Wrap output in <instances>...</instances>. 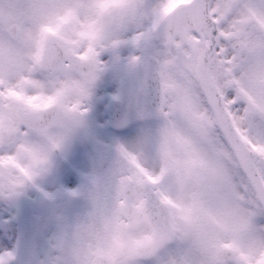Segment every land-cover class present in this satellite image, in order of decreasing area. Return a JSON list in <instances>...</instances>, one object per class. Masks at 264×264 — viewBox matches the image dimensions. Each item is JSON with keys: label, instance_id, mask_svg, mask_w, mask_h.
Returning <instances> with one entry per match:
<instances>
[{"label": "snow or ice", "instance_id": "snow-or-ice-1", "mask_svg": "<svg viewBox=\"0 0 264 264\" xmlns=\"http://www.w3.org/2000/svg\"><path fill=\"white\" fill-rule=\"evenodd\" d=\"M139 7L133 0H0V140L30 126L47 132L46 117L65 107L84 110L65 101L74 88L86 95L108 41L106 21ZM154 31L164 45L159 72L180 79L163 86L175 103L161 107L151 167L123 153L129 168L118 207L95 233V250L110 264H264V9L250 0H162L137 39ZM69 73L80 81L62 79ZM177 115L184 131L171 123ZM245 123L260 129V152L239 134ZM45 159L19 143L0 155V171L27 181Z\"/></svg>", "mask_w": 264, "mask_h": 264}, {"label": "flooded vegetation", "instance_id": "flooded-vegetation-1", "mask_svg": "<svg viewBox=\"0 0 264 264\" xmlns=\"http://www.w3.org/2000/svg\"><path fill=\"white\" fill-rule=\"evenodd\" d=\"M45 189L46 200L35 193L30 195L36 213L44 217L37 218L38 237L32 245L36 264H74L79 237L96 219L110 212L117 194L111 197L81 191L75 196L66 191V186L55 182ZM6 219L0 221V255L11 252L16 238Z\"/></svg>", "mask_w": 264, "mask_h": 264}, {"label": "clouds", "instance_id": "clouds-1", "mask_svg": "<svg viewBox=\"0 0 264 264\" xmlns=\"http://www.w3.org/2000/svg\"><path fill=\"white\" fill-rule=\"evenodd\" d=\"M7 5H5V10ZM109 43V41H107ZM69 82H79L80 76L75 73H69L66 76L62 77ZM85 95H82L81 92L77 89H72L65 101L66 104L81 102L83 105ZM73 112H70L65 107L62 111H55L46 117L47 124L53 123L54 121L61 119L66 116H70ZM43 154L46 153L43 151ZM118 207L117 198L114 201L112 209L110 212L102 215L100 218L96 219L79 237L76 247L74 249L75 262L74 264H110L109 260L106 257H101L98 252L95 250V233L102 232L104 228V217L110 215Z\"/></svg>", "mask_w": 264, "mask_h": 264}, {"label": "rangeland", "instance_id": "rangeland-1", "mask_svg": "<svg viewBox=\"0 0 264 264\" xmlns=\"http://www.w3.org/2000/svg\"><path fill=\"white\" fill-rule=\"evenodd\" d=\"M162 52V53H161ZM156 53L159 55L160 53H161V55H163V51H158V50H156ZM94 92H98V91H96V90H94ZM100 100V99H99ZM93 105H96V106H99L100 104L99 103H97V104H93Z\"/></svg>", "mask_w": 264, "mask_h": 264}]
</instances>
